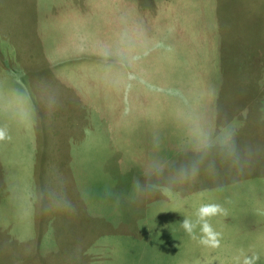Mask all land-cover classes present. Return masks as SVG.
I'll return each mask as SVG.
<instances>
[{"label": "rangeland", "instance_id": "rangeland-1", "mask_svg": "<svg viewBox=\"0 0 264 264\" xmlns=\"http://www.w3.org/2000/svg\"><path fill=\"white\" fill-rule=\"evenodd\" d=\"M0 133V264H264V0H0Z\"/></svg>", "mask_w": 264, "mask_h": 264}, {"label": "clouds", "instance_id": "clouds-1", "mask_svg": "<svg viewBox=\"0 0 264 264\" xmlns=\"http://www.w3.org/2000/svg\"><path fill=\"white\" fill-rule=\"evenodd\" d=\"M3 133H0V139H3ZM223 209L216 204H209V205H204L199 209V214L201 218L209 215H215L218 212H222ZM185 231L189 235H193V238H195L192 230V225L189 222L188 219H184L181 225ZM203 235L199 239V243L212 247V248H217L220 245V240L218 239L219 233L215 232L212 227L209 226L207 222L204 223L203 228H202ZM259 257L253 255L252 257H245L243 260V264H255V261L258 260Z\"/></svg>", "mask_w": 264, "mask_h": 264}, {"label": "crops", "instance_id": "crops-1", "mask_svg": "<svg viewBox=\"0 0 264 264\" xmlns=\"http://www.w3.org/2000/svg\"><path fill=\"white\" fill-rule=\"evenodd\" d=\"M37 71V69H36ZM34 114V113H33ZM21 135H26L25 132H23L22 134L20 133V138ZM0 176H3L6 178V181H2L3 183V187L0 189V210H4V209H9L11 207V205L18 199H21L22 197V193L24 191V182L23 179H21V173L19 174V178H18V189H17V184L14 187V190H17L18 194H12L10 191V186L12 185L11 182V173L9 172V168L4 166L3 169L0 171ZM13 201V203H12ZM0 223V224H4Z\"/></svg>", "mask_w": 264, "mask_h": 264}]
</instances>
